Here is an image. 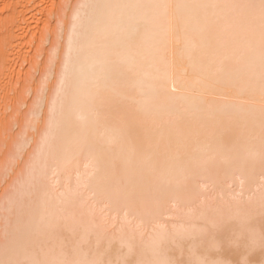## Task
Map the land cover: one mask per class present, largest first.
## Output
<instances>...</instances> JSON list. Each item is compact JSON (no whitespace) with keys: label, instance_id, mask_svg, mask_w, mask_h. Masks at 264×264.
<instances>
[{"label":"bare ground","instance_id":"6f19581e","mask_svg":"<svg viewBox=\"0 0 264 264\" xmlns=\"http://www.w3.org/2000/svg\"><path fill=\"white\" fill-rule=\"evenodd\" d=\"M47 1L0 0L1 62L9 64L10 48L20 51L15 42L26 38L19 35L33 25L35 11L53 10ZM251 2L258 0H78L72 6L75 20L63 29V76L49 89L37 158L21 184L23 206L9 201L23 215L2 242L0 259L33 253L61 259L77 249L113 264L142 253L150 258L155 220L183 235L195 234L206 216L234 218L223 223L221 241L248 214L257 233L264 228L259 21L242 8L107 7ZM162 192L167 202L159 215ZM200 246L184 240L166 251L186 262ZM219 258L235 262L243 250L225 244ZM248 259L264 264V251L257 247Z\"/></svg>","mask_w":264,"mask_h":264},{"label":"rangeland","instance_id":"374dc122","mask_svg":"<svg viewBox=\"0 0 264 264\" xmlns=\"http://www.w3.org/2000/svg\"><path fill=\"white\" fill-rule=\"evenodd\" d=\"M62 1L66 4L63 3L61 6ZM77 1L78 0H49L50 3H54L53 10H50L52 9L51 7H46V5L50 4L47 1L48 4H44V6L50 11L48 10V12H46V9H44L45 11L42 13L39 11L40 14H38V11H35L38 17L35 16L33 19L28 18V22L31 19L34 21H32L33 25L31 26V21L26 24L30 28L24 24L26 29H29H25L26 31L24 30L25 34L23 31L20 32L22 35L26 36H21L20 34L19 39L23 40V37L26 38L23 41L17 40L15 42V45L16 43H22V48L20 45L14 47V49L16 48L15 50L20 51L17 53L10 48V56L11 54L13 55L11 57L9 56V59H6L7 62H9L7 65L3 63L4 61L1 62L0 58V68L6 65V69H0V83L2 84L0 85V116L2 117L0 118V134L2 133L3 135L5 133L4 141L1 139L2 141L0 142V247L4 246L3 243L6 244L9 241L14 222L23 215L22 208L17 209L13 207L10 209L9 207H11V205L9 204H11V202L9 203V201L15 196L14 193H17L19 185L22 189L21 184L23 185L27 181V178L30 177V171L32 172L31 163L37 158L35 153H37L38 142L39 144L41 143L39 140H41L42 137L40 136L43 135V128L46 120L44 117L46 113H48L47 101L50 99V91L52 90L51 88L55 80L57 89L65 68L62 62V50L64 46H66L67 38L65 37L66 32H63V29L74 22L75 19L71 9ZM26 32L29 34H26ZM20 53L21 55H25L26 58L23 55L25 59H22V57L19 58L21 56ZM17 54L20 56L18 57ZM13 56L15 61L13 60ZM5 71L6 73H4ZM2 73L3 75H1ZM4 75L6 76L4 77ZM3 91L4 93H2ZM38 116L41 118V121L36 120ZM34 120L36 122H34ZM6 122H8V124ZM27 174H29V176H27ZM22 181L23 183H20ZM10 215H14V217ZM6 222L8 223L7 230H9V236L8 231L5 232ZM7 236L8 240L6 238Z\"/></svg>","mask_w":264,"mask_h":264},{"label":"snow or ice","instance_id":"6c2138e0","mask_svg":"<svg viewBox=\"0 0 264 264\" xmlns=\"http://www.w3.org/2000/svg\"><path fill=\"white\" fill-rule=\"evenodd\" d=\"M86 7V5H81ZM107 7H156L169 9L172 7H184L192 9H206V8H242L246 9L250 13V20L259 21V62L261 83L264 86V0H258V2H251L241 5H215V4H191V5H116ZM175 91V88H173ZM260 161L264 165V137H262V145L260 151ZM260 210L261 215L264 216V184H261L260 188ZM25 198V193L22 189H18L15 196L12 198V203L16 207H22ZM166 193H161L160 198L157 201L158 211L163 209L166 203ZM159 215H164L162 211H159ZM203 224L198 228L195 234H177L170 232L165 223L160 220L153 222L152 235H151V257L146 258L142 253L140 258L135 261H130L127 257H124L121 261L115 262V264H251L248 259V255L255 251L259 247L264 251V228L257 233L254 226V216L251 214L246 215L243 219L235 220L238 224V229L230 236L227 241H221L218 238V233L223 227V223L231 222L234 218L228 217L226 220H217L213 216H206L203 218ZM143 225V221H141ZM5 232H7V222L5 224ZM193 241L200 240V247H193L189 250V259L186 262H181L173 259L166 251V245L169 243H178L180 241ZM227 245L230 248L237 250H243V258L241 260L230 262L219 258L222 247ZM129 255L132 254V248L129 245ZM71 257V258H69ZM0 264H113L111 261H105L100 258H87V254L83 253L79 249L74 250L73 253H65L64 258L61 259H49L41 258L38 253H33L30 257L20 258H3L0 259Z\"/></svg>","mask_w":264,"mask_h":264}]
</instances>
